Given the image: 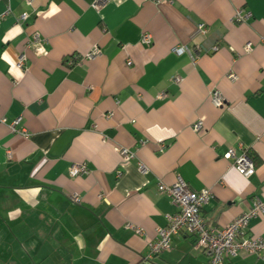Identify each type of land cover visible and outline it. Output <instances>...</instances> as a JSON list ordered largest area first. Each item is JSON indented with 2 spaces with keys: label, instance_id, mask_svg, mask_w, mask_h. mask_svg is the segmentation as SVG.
<instances>
[{
  "label": "crops",
  "instance_id": "1",
  "mask_svg": "<svg viewBox=\"0 0 264 264\" xmlns=\"http://www.w3.org/2000/svg\"><path fill=\"white\" fill-rule=\"evenodd\" d=\"M94 1L0 0V264H207L188 233L144 258L175 211L157 183L209 188L201 213L217 228L264 200V0ZM178 44L195 59L173 53ZM72 57L82 59L66 65ZM17 116L28 137L10 130ZM120 146L136 157L123 162ZM240 146L254 163L248 178L223 158ZM80 161L88 172L70 175ZM244 235L264 238V213ZM223 264H264V253Z\"/></svg>",
  "mask_w": 264,
  "mask_h": 264
},
{
  "label": "built area",
  "instance_id": "2",
  "mask_svg": "<svg viewBox=\"0 0 264 264\" xmlns=\"http://www.w3.org/2000/svg\"><path fill=\"white\" fill-rule=\"evenodd\" d=\"M104 2L105 0H95L92 5L98 9ZM25 16L26 13H21V18ZM248 16L249 11L244 8H239L236 9L233 20L242 22ZM196 30L199 33H204V24L199 23ZM34 38H38L37 33L34 34ZM151 40L150 33L143 32L141 34L140 41L142 43L150 44ZM250 47L251 43L247 42L244 45V50H249ZM97 51L98 48L94 47L86 53L85 57H91ZM171 51L177 55L186 54L193 60L196 57L193 50L186 44L175 45ZM81 59L82 57L68 58L65 64L71 66ZM24 60V54H21L17 60V65L21 66ZM130 63L131 61L128 60L127 64ZM229 77L234 79L236 76L230 73ZM179 80L180 77H174L175 82ZM209 97L215 107H222L225 103L223 96L217 89H211L209 91ZM109 116H111V112L105 114V117ZM5 120V117H0L1 122H5ZM20 121L21 116H17L9 122L8 126L12 132H17L22 136L28 137L27 130L18 126ZM202 126L203 122L201 118L197 119L192 125L194 131H199L202 129ZM239 148L240 150L237 151L235 147H229L224 153L223 158L229 160L231 162L230 165L243 177L248 178L254 173V163L247 150L242 146ZM118 152L123 162L130 161L136 157V153L127 147H118ZM7 154L10 156V151H7ZM137 168L142 174L148 171V167L141 160L137 161ZM87 172L88 168L85 161L72 163L69 167L70 175L85 174ZM157 189L160 193H164L170 198L172 205L175 207V211L165 214L166 224L156 229V237L154 240L149 241V251L144 257L145 259H149L153 255L169 249L172 236L178 233H188L194 236L193 246L207 255V264H223L225 256H235L242 251L257 255L264 253V238L244 235L249 220L260 213H264V200L255 197L248 209L235 216L224 227L217 228L207 225L201 213L203 206L212 197V192L209 188L192 189L182 177L177 176L176 180L170 184L159 181L157 183ZM70 198L73 202L79 203L80 199L77 193H71ZM126 227L133 229L139 234L142 232L140 227L132 225L131 223H127Z\"/></svg>",
  "mask_w": 264,
  "mask_h": 264
},
{
  "label": "clouds",
  "instance_id": "3",
  "mask_svg": "<svg viewBox=\"0 0 264 264\" xmlns=\"http://www.w3.org/2000/svg\"><path fill=\"white\" fill-rule=\"evenodd\" d=\"M80 238L79 237H77V240H79Z\"/></svg>",
  "mask_w": 264,
  "mask_h": 264
}]
</instances>
